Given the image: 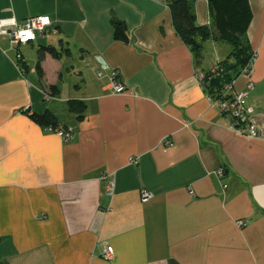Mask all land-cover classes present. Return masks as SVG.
<instances>
[{"label":"crops","instance_id":"1","mask_svg":"<svg viewBox=\"0 0 264 264\" xmlns=\"http://www.w3.org/2000/svg\"><path fill=\"white\" fill-rule=\"evenodd\" d=\"M168 1L0 0V30L51 19L21 46L22 70L0 31V264H264V0H248L256 56L235 84L256 138L234 130L199 77L229 45L203 41L198 66ZM193 8L196 24H210L207 0ZM40 46L61 55L45 54L38 71ZM112 73L124 92L108 88ZM70 100L83 102L81 119ZM33 112L52 113L71 138Z\"/></svg>","mask_w":264,"mask_h":264},{"label":"trees","instance_id":"2","mask_svg":"<svg viewBox=\"0 0 264 264\" xmlns=\"http://www.w3.org/2000/svg\"><path fill=\"white\" fill-rule=\"evenodd\" d=\"M207 2L210 14V24L208 25L196 24L194 0H169L168 7L176 34L190 48L198 66L203 60V41L212 39L229 45L230 50L226 58L218 62L212 72L206 71L202 80L207 95L216 100L221 99L224 85L241 74L243 66L248 62L253 52L246 36L252 13L248 0H207ZM111 24L114 37L126 42L125 23L112 18ZM45 54L58 58L61 52L52 46H40L37 49L36 69L38 71H40V63ZM68 108L77 114L78 120L83 117L84 104L82 101L70 100ZM29 116L42 126L50 127L53 130L62 129L50 112L44 114L33 112Z\"/></svg>","mask_w":264,"mask_h":264},{"label":"built area","instance_id":"3","mask_svg":"<svg viewBox=\"0 0 264 264\" xmlns=\"http://www.w3.org/2000/svg\"><path fill=\"white\" fill-rule=\"evenodd\" d=\"M51 25V19L46 15L30 16L19 23L15 22L11 27L2 28L1 33L6 34L9 37V42L11 49L14 51V63L17 67L21 69L23 65V55L20 50L21 46L26 45L36 39L38 33H45L47 27ZM255 53L252 52L248 62L243 66L240 75L248 76L250 74L253 62L255 60ZM22 70V69H21ZM100 76L101 73L99 72ZM201 80H203V75L199 74ZM115 73L111 74L107 85L108 88L114 93H122L126 90L125 85L122 82L115 80ZM236 79L231 80L226 83L223 87L221 99L212 100L214 104L218 106L220 111L224 114L229 115L234 120V130L240 134L247 137L256 138L258 137V130L254 123L252 122L251 114L252 107L247 104L246 98L247 93L245 90H237L235 88ZM203 83V82H202ZM253 82L248 80L247 88H251ZM189 124L186 123L185 126ZM48 129L58 137L63 140L71 138V132L64 129L53 130L48 127ZM224 172L223 167H219L215 173L218 176H222ZM107 180V192L109 195L113 194L114 183L111 179ZM151 197V193L143 189L140 191V198L142 202H146ZM242 223V222H240ZM113 256L112 247H107L103 257L105 259H111Z\"/></svg>","mask_w":264,"mask_h":264},{"label":"rangeland","instance_id":"4","mask_svg":"<svg viewBox=\"0 0 264 264\" xmlns=\"http://www.w3.org/2000/svg\"><path fill=\"white\" fill-rule=\"evenodd\" d=\"M213 70L211 69L210 71H208V72H212ZM204 74H205V72H202V75L204 76Z\"/></svg>","mask_w":264,"mask_h":264}]
</instances>
